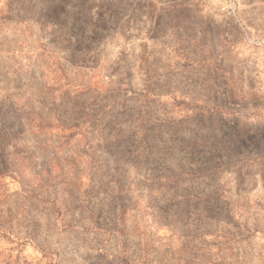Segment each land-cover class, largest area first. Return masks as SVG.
<instances>
[{
	"label": "rangeland",
	"instance_id": "374dc122",
	"mask_svg": "<svg viewBox=\"0 0 264 264\" xmlns=\"http://www.w3.org/2000/svg\"><path fill=\"white\" fill-rule=\"evenodd\" d=\"M0 264H264V0H0Z\"/></svg>",
	"mask_w": 264,
	"mask_h": 264
}]
</instances>
